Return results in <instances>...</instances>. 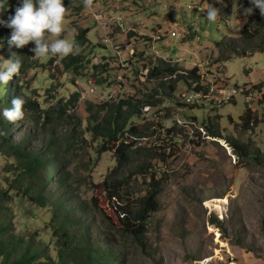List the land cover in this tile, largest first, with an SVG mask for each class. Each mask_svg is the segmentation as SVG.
<instances>
[{
    "label": "rangeland",
    "instance_id": "obj_1",
    "mask_svg": "<svg viewBox=\"0 0 264 264\" xmlns=\"http://www.w3.org/2000/svg\"><path fill=\"white\" fill-rule=\"evenodd\" d=\"M246 1L95 0L94 7L117 8L122 13L123 25L137 30L126 33L124 41L118 37L119 27L108 30L109 27L104 29L96 22L89 23L87 19L91 18L85 13L89 10L83 0H64L66 31L61 38H74L76 42L81 29H87L94 42L87 43L79 53L83 65L66 71L62 65L64 58L34 57L30 51L35 46L33 42L20 48L28 53L34 67L18 78L14 74V82L18 88L31 89L30 101L38 104L41 111H24L32 114L34 120L22 126L13 124L9 141L20 144L26 135L33 134L38 144L30 141L29 147L46 146L53 137L60 138L65 150L70 145L71 183L79 198L95 209L98 224L106 222L103 214L112 219L107 224L115 237V247L121 252L119 260L124 264H264V98L249 107L244 96L238 95L236 102L216 107L206 103L187 105L182 95L187 87L197 86L187 72L195 67L199 68V83L204 79L244 86L264 78V51L236 55L235 49L227 46L232 42L240 51L264 47V38L248 40L241 36L248 20L242 15ZM7 3L5 19L13 8L11 4L18 6L19 0ZM208 3L220 8L216 22L189 8L198 5L204 9ZM160 15L165 16L162 23L147 27V21L150 26ZM168 25L178 29L180 37L156 42L155 48L160 51L157 54L140 32ZM107 35L123 48L134 42L136 53H126L125 66L111 50L104 49L102 39ZM222 40L227 47L216 46ZM104 54L108 55L103 63L100 59ZM229 56V60H220ZM160 59L177 63L185 78L176 85L171 76L149 82L150 70ZM96 65L101 67L95 68ZM91 84L99 87L96 93H90ZM117 85H121L120 92L111 100L145 98L154 90H159L156 99L161 100L159 106L144 112L136 123L147 136L138 139L134 167L126 171V176H133L131 193L136 197L145 195L153 173L162 183L159 210L151 215L146 236L139 241L123 230L115 204L102 187L109 172L118 166L117 159L111 153L98 154L99 146L88 132L91 114L98 111L95 106L101 105L109 90ZM78 93L81 98L69 105L61 120L62 110ZM0 95H4V87ZM247 109L254 113L249 124L242 120ZM46 117L51 119L50 124L45 123ZM233 144L248 145L252 155L239 156ZM161 154L164 156L158 158ZM21 170L16 158L0 155V183H12ZM46 175L50 179L48 187L54 188L53 175ZM16 203V232L37 235V244L50 249V256L56 257L52 232L43 221L48 212L31 204L20 205L18 200ZM93 233L98 235L97 230Z\"/></svg>",
    "mask_w": 264,
    "mask_h": 264
},
{
    "label": "trees",
    "instance_id": "obj_2",
    "mask_svg": "<svg viewBox=\"0 0 264 264\" xmlns=\"http://www.w3.org/2000/svg\"><path fill=\"white\" fill-rule=\"evenodd\" d=\"M11 5L13 8L9 9V13L13 14L16 6ZM246 6H251L249 0L246 1ZM88 33L87 29H81L79 32L76 44L80 49L87 43H91ZM10 34L11 31L7 27H4L3 30L0 29V41L3 42L0 55L7 59L15 53L14 58L21 60V68L15 74L18 78L31 71L34 64L29 62L28 53L15 46L11 48L7 46ZM241 36L248 40L257 37L264 38V16L260 14L258 8H254L253 14L248 16ZM225 43L222 40L216 42V46H226ZM227 46L229 49H235L236 55L245 56L253 50L264 51V47L240 51L232 42ZM231 58L230 56L222 57L220 60L226 61ZM83 60L80 54L69 55L62 60V65L66 71L77 70L83 65ZM101 66L96 65L95 68ZM179 70L181 68L177 63L160 59L158 64L150 70L149 82L154 78L166 79L168 76H172V78L175 77L176 85L185 78L179 73ZM187 72L191 80L199 83L198 67ZM154 91L145 98L120 97L101 105H93L98 111L96 115L91 114L88 128V132L93 136V142L99 146L98 154L111 153L117 159L118 166L109 172L102 187L115 204L114 210L120 216L123 230L138 241L146 236L148 221L151 215L159 210L158 197L162 183L157 179V173H153L150 176L149 187L145 191V195L136 197L131 193L133 176H126V171L132 170L134 167V158L139 151L138 139L147 136V133L141 131L136 124L144 113V107L161 104V100L156 99L159 90ZM31 92V89L25 86L18 88L13 76L8 85L4 87V95H0V113L5 108H10L12 99L18 96L25 100L24 111H41L38 104L35 105L30 101ZM81 96L78 93L74 100L67 103L66 109L62 110L61 120L66 116L69 105L75 104ZM90 110L93 109L90 108ZM253 115L254 113L247 109L242 120L249 124ZM28 120H34L32 114L25 113L24 119L15 123L5 120L0 115V132L5 133V135H0V155L16 158L22 167L21 174L12 183L10 181L7 184L5 181L0 183V264H124L123 260H119L121 252L115 247V237L107 224V222L112 223V219L107 214H103L106 222L98 224L94 214L95 209L89 202L79 198L71 183L70 145L65 150L63 144L58 140L60 138L53 137L46 146L41 144L38 147H29L30 141L38 144V139L34 138L33 134L26 135L20 144L9 141L15 127L12 125L22 126L27 124ZM45 121V123H51L50 118L46 117ZM30 131L32 132V129ZM70 142L67 141L68 144ZM233 146L239 156L252 155L248 145L233 144ZM163 156V154L158 155V158ZM48 173L53 175L54 188H49L47 185V181H50L46 175ZM16 200L20 205L31 204L48 212V216L43 221L52 232L56 257L50 256V249H46L47 247L41 243L37 244V235L24 236L16 232L14 221ZM93 230L98 231L97 236Z\"/></svg>",
    "mask_w": 264,
    "mask_h": 264
},
{
    "label": "clouds",
    "instance_id": "obj_3",
    "mask_svg": "<svg viewBox=\"0 0 264 264\" xmlns=\"http://www.w3.org/2000/svg\"><path fill=\"white\" fill-rule=\"evenodd\" d=\"M219 2L223 3L224 0ZM249 3L251 6L243 8L244 17L252 15L254 8H258L260 14L264 16V0H249ZM83 4L89 12L92 11L93 0H83ZM7 9V0H0V26L11 29L7 40L10 48L12 46L21 48L33 42L35 46L30 51L34 53V57L44 60L51 57L63 59L80 53L81 49L74 38H61V34L66 31L64 0H19L14 14L8 15L5 19L3 14ZM202 11L210 22H216L221 15L220 8L213 6L212 3H208ZM233 26L235 27V24ZM0 48H3L2 41ZM14 54L7 59L0 55V89L7 86L13 75L21 68V60L14 58ZM24 104L23 97H15L11 101L12 106L5 108L0 115L11 123L23 120ZM0 135L5 133L0 132Z\"/></svg>",
    "mask_w": 264,
    "mask_h": 264
},
{
    "label": "built area",
    "instance_id": "obj_4",
    "mask_svg": "<svg viewBox=\"0 0 264 264\" xmlns=\"http://www.w3.org/2000/svg\"><path fill=\"white\" fill-rule=\"evenodd\" d=\"M95 2V0H93ZM190 9L196 12H203L202 6L193 5L189 6ZM204 13V12H203ZM88 16L92 18V20L98 23L102 28L107 29L110 26L111 21L115 20L117 24L122 28L125 36L126 33H130L132 31H137L131 27H125L123 25V18L122 17H115L116 13L111 8H101L96 9V6H93L91 12H89ZM89 19H87L88 21ZM170 22V21H169ZM133 33V32H132ZM140 35H144L147 37V45L157 54L160 53L159 50L155 48V43L158 41H163L168 38L170 39H177L180 37V32L178 29L173 28L172 26L168 25L167 27H162L157 30H150L146 32H140ZM127 38V36H126ZM102 44L110 48L113 52V55L117 57L121 61V63L125 66L124 61H126V53L129 56H133L136 53V48L133 43H127L126 48H123L121 44L116 43L111 37L108 35L102 39ZM105 56L101 57V62H105ZM182 59V58H181ZM172 78V76H171ZM92 88L90 93H96L98 91V86L91 84ZM197 86L187 87L183 90V97L184 101L187 105H203V103L211 104L213 106H223L228 103L236 101V97L238 95H242L245 98V102L249 107H252L256 102L264 98V91L258 89L257 86L253 85H231L226 82H213V81H206L202 80L201 83H196ZM199 85V86H198ZM121 85H117L114 89L109 90L110 93L108 97H106L105 102H109L111 99L114 98V94L116 92H120ZM152 109L151 106L147 105L144 107V112H149Z\"/></svg>",
    "mask_w": 264,
    "mask_h": 264
},
{
    "label": "crops",
    "instance_id": "obj_5",
    "mask_svg": "<svg viewBox=\"0 0 264 264\" xmlns=\"http://www.w3.org/2000/svg\"><path fill=\"white\" fill-rule=\"evenodd\" d=\"M98 5H99V3H98ZM107 5H109L108 3H107ZM96 9H101V7H99V6H96ZM113 10L115 11V13H116V16L115 17H122L121 15H122V13L121 12H119V10L117 9V8H115V7H113ZM87 15L89 14V11L88 12H85ZM165 16H158V18L159 19H157V20H154L153 21V24H151L150 26L147 24L148 23V21H147V23H146V25H147V27H154V25H156V24H158V23H162L163 21H160L161 19H163ZM123 18V17H122ZM126 20H127V17H126ZM164 20V19H163ZM88 22L89 23H94V21L92 20V18L91 19H89L88 20ZM130 25H132V24H130ZM129 25V26H130ZM117 27H119V30L121 31V32H119V35H118V37L119 38H121L122 40L124 39V41H125V34H124V32H123V30H122V28L117 24V22L115 21V20H113V21H111V23H110V26H109V28H108V30L110 29V28H112V29H118ZM141 31H144V28L143 29H141ZM89 34V33H88ZM89 37V36H88ZM90 40H91V38H89ZM92 41V40H91ZM93 42V41H92ZM93 45H94V42H93ZM174 45H177V43H174ZM104 49H108L109 51H110V49L106 46V48H105V46H104ZM108 54H104V55H102V56H107ZM251 85H253V86H256V85H260V87L262 88V90L264 91V78H262L259 82H257V83H251ZM236 102V101H235ZM261 107H263V106H260V105H258V108H260L261 109ZM262 109H264V108H262Z\"/></svg>",
    "mask_w": 264,
    "mask_h": 264
}]
</instances>
